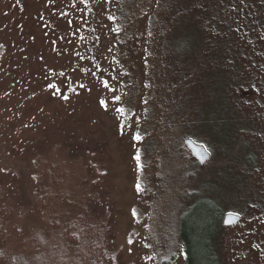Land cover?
<instances>
[{
	"label": "rangeland",
	"instance_id": "1",
	"mask_svg": "<svg viewBox=\"0 0 264 264\" xmlns=\"http://www.w3.org/2000/svg\"><path fill=\"white\" fill-rule=\"evenodd\" d=\"M166 3L0 0V264H182L178 219L200 195L240 215L222 264H264V49L229 97L243 126L222 117L211 136L205 77L185 94L179 73L202 55L184 61L194 44L183 19L166 34Z\"/></svg>",
	"mask_w": 264,
	"mask_h": 264
},
{
	"label": "trees",
	"instance_id": "2",
	"mask_svg": "<svg viewBox=\"0 0 264 264\" xmlns=\"http://www.w3.org/2000/svg\"><path fill=\"white\" fill-rule=\"evenodd\" d=\"M166 4L170 9L169 14L162 17V21L168 22L166 34L171 32L176 21L183 19L189 30L186 36L194 44L187 46L183 54L184 61L195 55L197 50L202 55L190 66H181L179 71L182 80L189 83L185 94L199 85L196 79L199 81L205 77L206 84L202 91L206 110L201 118L205 128L199 127L212 136L208 125L211 127L216 119L225 117L230 119L231 129L233 125L236 127L232 129L235 133L237 125L243 126L242 115L245 117L244 114L248 113L241 109L240 103H232L229 97L243 98L241 93H233L238 82L249 79L245 71V53L249 50L258 56L257 52L261 53L264 49V0H167ZM260 62V58L253 61L252 76L258 74ZM205 66H214L216 72H203ZM198 72L199 78L193 79V75L196 77ZM259 79L257 76V81ZM198 92V95L202 94L200 88ZM259 97L262 101V94ZM183 98L185 101L187 95H183ZM188 118L186 113L182 120ZM218 169L217 166L213 171L219 172ZM224 199L200 195L182 209L177 230L183 247L182 264H222L218 240L223 225L222 217L226 212Z\"/></svg>",
	"mask_w": 264,
	"mask_h": 264
},
{
	"label": "water",
	"instance_id": "3",
	"mask_svg": "<svg viewBox=\"0 0 264 264\" xmlns=\"http://www.w3.org/2000/svg\"><path fill=\"white\" fill-rule=\"evenodd\" d=\"M183 142L187 146V148L189 149L190 153L200 163L205 162L207 160V158L209 157V151L206 149V147L203 144L196 142L195 140H193L190 137H184ZM239 218H240L239 214L232 212V211H228V212H225L223 214L222 223L223 224L234 223L237 220H239Z\"/></svg>",
	"mask_w": 264,
	"mask_h": 264
},
{
	"label": "snow or ice",
	"instance_id": "4",
	"mask_svg": "<svg viewBox=\"0 0 264 264\" xmlns=\"http://www.w3.org/2000/svg\"><path fill=\"white\" fill-rule=\"evenodd\" d=\"M49 87H53V85H49ZM82 87H83V85H82ZM65 99H67V97H65ZM116 99H119V97H116ZM101 103H104V102H103V101H101ZM135 139L139 140V139H141V137H140L139 135H137V136L135 137ZM136 159H137V161H139V160H140V157H139V155H137ZM139 187H140V186H139V185H137V188H139Z\"/></svg>",
	"mask_w": 264,
	"mask_h": 264
}]
</instances>
